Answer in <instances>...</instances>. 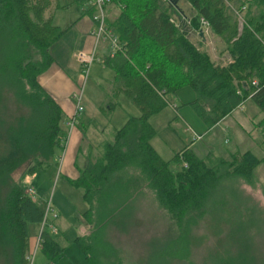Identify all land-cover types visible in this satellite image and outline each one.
<instances>
[{"label": "trees", "instance_id": "1", "mask_svg": "<svg viewBox=\"0 0 264 264\" xmlns=\"http://www.w3.org/2000/svg\"><path fill=\"white\" fill-rule=\"evenodd\" d=\"M53 1L0 0V264H27L28 225L41 223L44 214L43 204L28 196L11 174L23 165L25 173L35 174L65 149L63 111L38 81L54 62L53 46L67 32L45 15ZM187 1L190 16L168 0H112L119 13L107 24L125 54L106 56L103 65L114 72L112 96L125 95L140 114L128 117L112 140L98 144V154L90 151L85 168L69 180L82 189L88 205L82 218L90 231L75 240L88 264H126L107 232L112 223H126L144 189L178 228L188 231V224L195 223L192 214L224 205V182L241 178L253 183L255 169L264 164V140L261 158L239 150L227 158L211 153L199 157L185 147L170 161L150 143L155 130L149 117L185 86L195 91L189 105L207 129L247 99L264 113V0ZM55 7L62 6L56 2ZM173 13L184 21L176 23ZM201 19L224 43L230 58L226 64L213 61L189 39L191 31L203 30ZM21 107L25 113L19 112ZM40 236L39 249L48 260L63 252L50 231L44 229ZM177 250H185L184 245L173 247L174 254Z\"/></svg>", "mask_w": 264, "mask_h": 264}, {"label": "rangeland", "instance_id": "2", "mask_svg": "<svg viewBox=\"0 0 264 264\" xmlns=\"http://www.w3.org/2000/svg\"><path fill=\"white\" fill-rule=\"evenodd\" d=\"M56 2L62 7L56 9ZM178 6L188 16L193 13L187 0H179ZM230 6L235 9L238 4ZM91 10L94 13L90 0H54L48 10V16H52L53 23L61 28H68L70 24L85 28L92 24L94 29L95 24L88 15ZM172 17L178 24L185 19L174 13ZM242 22L241 16H238L240 28ZM204 34L207 35L208 43L202 50L210 54L216 62L217 57L223 53L225 54L223 59L229 58L224 51L225 45L220 39L212 36L209 30H205ZM188 35L189 39L199 44L197 33L191 31ZM91 38V42L73 52L75 61L73 60L72 64L77 65L79 69L77 91L73 95L81 94L80 105L82 106L74 126L80 127L83 133L88 134L89 119L87 117L94 118L93 121L104 126V132L98 129V144H101L112 139L114 131L122 127L128 117L138 116L140 111L125 95L112 96L113 79L110 76L112 70L108 71V68L106 70L102 61H99L104 52L101 45L96 53L98 60L91 65L86 77L82 74L77 55L80 52L88 53L93 49V36ZM76 39L79 41V37H74L73 40L76 41ZM187 88L190 87L184 90H188ZM173 96L174 94H171L168 97L171 104H174L171 102L174 99ZM70 101L77 103L74 98H70ZM174 101L177 100L174 99ZM111 103L116 105L108 109ZM183 103L177 101V109L168 104V108L165 107L149 117V123L157 134L153 144L162 155H166L171 149H176L179 145L178 140L189 144L199 139L196 136L193 137L189 130H185L187 126L184 123L187 122L196 133L202 134L205 130V124L190 105ZM18 110L21 113L26 112L23 107ZM62 125L65 127V121ZM261 131L264 136V128ZM87 139L85 137L84 142ZM259 147L262 149V145ZM64 153L65 149L60 152L59 157H55L51 165L35 174L25 173L24 165L11 174L12 179L25 190L30 187L35 189L34 199L44 204L50 200L52 207L59 215L53 221L55 231L49 225L45 226V230L50 231L64 247V252L52 260H48L39 248L36 249L41 223L28 225L29 250L31 255L34 254L32 264H88L80 248L73 241L78 235V225L84 221L82 212L87 205L82 196V189L71 185L61 174ZM90 154L91 156L98 154L97 148L95 147ZM84 161L85 155L80 153L77 164L81 170L87 165V161L85 165ZM171 169L175 170L177 167L172 164ZM222 197L223 206L210 209L207 207L203 212H195L191 216L195 217V223L190 222L188 231H183L157 204L153 193L149 189H144L133 201L131 215L126 223L110 224L107 237L115 249H120L130 258H125L118 251L126 264H217L221 261H227L230 264H264V164H260L255 169L253 183H248L241 178L224 182ZM125 216L124 213L121 217ZM61 221L65 224L62 227L59 224ZM57 222L59 228H57ZM177 244H183L185 250H177L179 252L174 254L173 247L175 248ZM160 251L161 253L157 254Z\"/></svg>", "mask_w": 264, "mask_h": 264}, {"label": "crops", "instance_id": "3", "mask_svg": "<svg viewBox=\"0 0 264 264\" xmlns=\"http://www.w3.org/2000/svg\"><path fill=\"white\" fill-rule=\"evenodd\" d=\"M118 13L119 7L115 2H112L107 5L106 14L108 21L116 18ZM45 15L48 17V11L45 13ZM88 15L91 19L93 11H89ZM92 28V24L87 25L85 28H81L80 26H77V24L76 26L70 24L68 28H64L67 29V32L65 33L63 38L53 46L52 49L54 62L44 73L38 76L39 83L57 101L64 114V129L67 130V139L65 143V156L63 158L64 160L63 165L61 167V174L68 182L69 180H74L79 176V170L81 169L80 166L77 164L79 154L82 153L85 155V165L86 157L88 156L89 152L94 150L99 143V130L101 129V132H104V126L102 127V125H99L98 123L93 121L94 118L92 117L86 116L87 119H89L88 134L83 133L80 127L73 126L70 128L69 125V122L74 116L76 110V102H71L70 98L76 99L75 95L73 94L77 91V81L79 80L78 66H74L72 64V61L74 60L73 52L76 49L82 48L88 42H91V32L93 30ZM197 35L199 37V44L197 42L192 41V39L190 40L194 44H196L200 49H202L203 46H206V44L208 43L207 35H205L204 32L203 36H200L199 34ZM212 36H214L215 38L217 37L214 34H212ZM74 37H79V41L77 39L76 41L73 40ZM216 39L219 38L217 37ZM100 47L101 49H103L104 52L102 57H100L99 61H102L103 64V60L107 56V48L103 44ZM224 55L225 54L223 53V55L217 57V63L226 64L230 61L229 58H227L228 61L227 59H223ZM210 57L213 60V57L211 55ZM105 69L107 70V67ZM96 71H98V68H96ZM108 71H111V69H109ZM110 76L112 79L114 78L113 70L111 71ZM186 87L188 86L179 89L173 96L174 99H176L177 101L184 102V105H188L189 102L192 101L196 95L195 91L192 88H187L188 90H184ZM183 91H185V95H183ZM174 99L171 102L176 105L177 109V101L175 102ZM166 108H168V106H166ZM262 119H264V113L259 110V108L253 103L251 99H247L242 104V106H239L238 108L234 109L229 115L224 117L212 128L207 129L205 127V130L202 134L196 133L194 129L184 120V122H186L184 124L185 126H187L185 130H189L190 132H192V135L197 134L198 136H200V138L194 140L189 144H185L184 142L181 143L178 140L179 145L177 146V148L171 149L168 153H166V155H162L159 149H157V147L153 144V141L157 136L156 132L155 136L151 139L150 143L152 147L156 150V152L160 155V157L163 158L165 161H170L176 153H179L185 147L191 148L194 153L199 157H203L211 153L217 156H222L223 158H227L231 153L236 150H239L241 152L251 151L255 156L261 158L263 156V149H261L259 146L262 145V142L264 140L263 133H261V130H263L264 128V123H261ZM104 122L105 120L103 121V123ZM260 128L261 130H259ZM85 137H87L88 139L84 142ZM255 146L257 149L255 148ZM84 165L82 167H84ZM84 222L85 221H82L81 224L77 227L78 235L74 237V243L76 238L83 236L89 233L90 231V226L84 224ZM59 224L61 225V227L65 225L64 223H62V221L59 222ZM59 224L57 222V228H59ZM55 240L64 252V247L60 244V241L56 238ZM107 240L110 241L109 237H107ZM118 251L122 253L120 249H118ZM122 255L125 258H128L124 253H122Z\"/></svg>", "mask_w": 264, "mask_h": 264}, {"label": "built area", "instance_id": "4", "mask_svg": "<svg viewBox=\"0 0 264 264\" xmlns=\"http://www.w3.org/2000/svg\"><path fill=\"white\" fill-rule=\"evenodd\" d=\"M90 2L93 5L94 13L92 15V20L95 24L94 29L91 32V35L93 36V49L88 52H80L77 55V61L80 66V71L84 76L86 77L89 73L91 65L94 63V61L98 60L96 58L97 49L100 45H105L107 48V56L114 57L117 53L125 54V50L122 46V44L119 41V38L117 34L108 26L107 24V14H106V7L108 4L112 2V0H90ZM201 23L203 25V32L208 29L207 22L204 19H201ZM255 83V82H253ZM75 98L77 100L76 103V110L75 114L72 117L71 121L69 122L70 128L74 126V121L76 120V116L78 113L82 111V106L80 105L81 102V94L75 95ZM173 108H176L175 104L169 103ZM200 138L197 134H194V137ZM66 142V141H65ZM26 194L30 196L37 204L42 205L43 204V219L41 222V230L37 237L36 242V249L39 248L41 243V232L45 229L46 225H49V227L55 231L56 227L55 224H53V221L58 218V214L55 212L54 208L51 205L50 200L47 201V203H42L39 200L34 199V196L36 195V191L34 188L30 187L25 190ZM51 216V217H50ZM34 258V254L31 255V253L27 256V264H32Z\"/></svg>", "mask_w": 264, "mask_h": 264}, {"label": "water", "instance_id": "5", "mask_svg": "<svg viewBox=\"0 0 264 264\" xmlns=\"http://www.w3.org/2000/svg\"><path fill=\"white\" fill-rule=\"evenodd\" d=\"M168 2H169L172 6L178 7V2H179V0H168ZM199 35H200V36H203V30H200Z\"/></svg>", "mask_w": 264, "mask_h": 264}]
</instances>
